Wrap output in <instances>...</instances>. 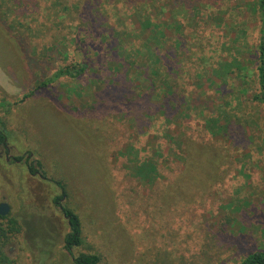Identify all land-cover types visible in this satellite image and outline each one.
I'll list each match as a JSON object with an SVG mask.
<instances>
[{"label": "rangeland", "instance_id": "1", "mask_svg": "<svg viewBox=\"0 0 264 264\" xmlns=\"http://www.w3.org/2000/svg\"><path fill=\"white\" fill-rule=\"evenodd\" d=\"M260 27L257 0H0L9 264H73L57 181L81 223L74 254L101 264H236L264 250ZM144 44L158 74L134 50Z\"/></svg>", "mask_w": 264, "mask_h": 264}, {"label": "trees", "instance_id": "2", "mask_svg": "<svg viewBox=\"0 0 264 264\" xmlns=\"http://www.w3.org/2000/svg\"><path fill=\"white\" fill-rule=\"evenodd\" d=\"M257 12L259 16L260 21V34H259V40L257 45V82H258V88L255 93L251 96V100L256 101L260 104L264 105V0H257ZM144 27L147 29L152 30V33L155 35L153 39L158 40V36H161L163 34L162 30L159 29L158 24L152 23L149 20H145ZM157 35V36H156ZM154 45H157L156 42H154ZM136 54H149L150 57H152V62L148 65V72H146V75L149 73L158 74V71L156 69H153L155 66V61L159 62L160 57L159 53H157V49L152 47H149V45L144 44V49L135 48ZM236 65L234 62L231 63H225L223 65V71L218 72V74H225L226 72H231L233 69L232 67ZM88 66L86 63L82 64L80 68L78 69H70L68 67H63L58 69V71L55 73L54 77L51 78V81H53L55 78H57L60 75H68V76H79L82 71H84V68ZM112 68V73H122V69L125 67V65L120 61H112V64L110 65ZM158 67V65H157ZM144 72V70H143ZM140 74V73H138ZM146 75L142 77L146 78ZM152 80V79H151ZM50 81V79H49ZM149 88L153 89L154 85L153 82H149ZM170 91V90H168ZM168 94V93H167ZM171 96H175V92H171ZM167 96L160 97L161 106L165 102H167ZM5 137L2 133H0V144L5 145ZM21 157H17L16 160H20ZM39 165V163L37 162ZM29 170L33 172V169L29 165ZM36 172V171H34ZM41 176L43 178L45 177V172H41ZM56 184L60 187V194L55 196L53 198V203L60 208L62 213L64 214L66 220H67V232L63 235L62 238V248L64 252L71 257L73 264H101L100 258L97 254L94 253H85V252H78L77 254H74V249L79 247L82 244V235H81V223L79 220V217L76 213L71 211L70 209L66 208L63 203L62 199L66 195V192L63 188V185L60 182H56ZM14 224H16V220L13 217H7L6 215H0V264H9L11 257L10 255L4 250L6 243L8 242L10 236L14 233ZM236 264H264V250H255L248 254H246L238 263Z\"/></svg>", "mask_w": 264, "mask_h": 264}, {"label": "water", "instance_id": "3", "mask_svg": "<svg viewBox=\"0 0 264 264\" xmlns=\"http://www.w3.org/2000/svg\"><path fill=\"white\" fill-rule=\"evenodd\" d=\"M8 212V205L4 202L0 203V215H5Z\"/></svg>", "mask_w": 264, "mask_h": 264}, {"label": "flooded vegetation", "instance_id": "4", "mask_svg": "<svg viewBox=\"0 0 264 264\" xmlns=\"http://www.w3.org/2000/svg\"><path fill=\"white\" fill-rule=\"evenodd\" d=\"M64 215V214H63Z\"/></svg>", "mask_w": 264, "mask_h": 264}]
</instances>
